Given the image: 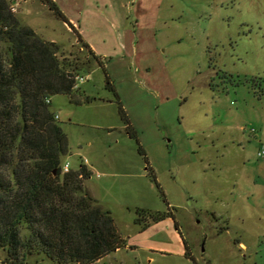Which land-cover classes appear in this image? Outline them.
<instances>
[{"label": "rangeland", "instance_id": "374dc122", "mask_svg": "<svg viewBox=\"0 0 264 264\" xmlns=\"http://www.w3.org/2000/svg\"><path fill=\"white\" fill-rule=\"evenodd\" d=\"M8 1L60 58L92 60L77 86L94 100L59 94L51 105L69 140L62 165L92 169L86 187L126 242L90 264H264V194L247 196L234 138L251 136L255 153L264 134L252 91L264 76V0H53L82 40L46 0ZM158 211L170 216L154 221ZM7 256L0 248V264ZM25 264L59 263L34 253Z\"/></svg>", "mask_w": 264, "mask_h": 264}, {"label": "trees", "instance_id": "16d2710c", "mask_svg": "<svg viewBox=\"0 0 264 264\" xmlns=\"http://www.w3.org/2000/svg\"><path fill=\"white\" fill-rule=\"evenodd\" d=\"M46 3L75 28L53 0ZM78 38L83 39L79 32ZM84 45L105 68L102 58ZM60 52V44L39 36L8 0H0V248L7 250L12 264H25L34 253L59 264H90L126 245L111 210L86 187L92 169L81 162L63 170L62 157L71 151L51 109L52 97L65 94L75 104L94 98L84 96L76 79L92 71V60L62 59ZM106 79V87L118 97L109 75ZM262 82L257 78L254 87ZM77 93L83 99H74ZM120 115L135 136L122 105ZM150 216L158 222L170 215L158 211Z\"/></svg>", "mask_w": 264, "mask_h": 264}, {"label": "crops", "instance_id": "0c3cea01", "mask_svg": "<svg viewBox=\"0 0 264 264\" xmlns=\"http://www.w3.org/2000/svg\"><path fill=\"white\" fill-rule=\"evenodd\" d=\"M71 23L79 31L78 28L80 27L76 26V24L73 23L72 21ZM258 77L264 80V76H258ZM259 87H260V91H257L256 89H253L252 91L255 97H257L259 100H263L264 99V82L260 83ZM52 103H53V97H52ZM260 122L264 124V116L260 119ZM263 124H262V128L264 126ZM234 138H235V143H237V146L240 149L239 150L240 154L242 156V159L240 160V164L238 166V167H241L240 173L238 174V178L241 180V183L242 181H245L246 182L245 184H249L248 190L246 192L248 197H258L264 194V159L259 158V157L257 158L256 152L261 147H264V134L262 132L255 134V139H256L255 149L257 150L255 153L254 151H250L251 144H252L251 139H250L252 138L251 136L248 137L245 134L243 135V133H241L240 136L238 135V137H234ZM253 154H255V156H253Z\"/></svg>", "mask_w": 264, "mask_h": 264}, {"label": "built area", "instance_id": "2783aa9c", "mask_svg": "<svg viewBox=\"0 0 264 264\" xmlns=\"http://www.w3.org/2000/svg\"><path fill=\"white\" fill-rule=\"evenodd\" d=\"M76 79H77V82H78V83H81V82H83V81L85 80V77H84L83 75H77V76H76ZM47 101L50 102L51 99L49 98ZM56 117L59 118L58 115H56ZM257 156H258L259 158L264 159V147H261V148L257 151ZM62 167H63V170H64V171H68V170L71 168L69 162H66Z\"/></svg>", "mask_w": 264, "mask_h": 264}]
</instances>
